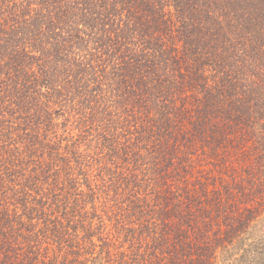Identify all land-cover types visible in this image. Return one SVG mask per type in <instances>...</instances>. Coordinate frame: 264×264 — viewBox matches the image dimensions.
Returning a JSON list of instances; mask_svg holds the SVG:
<instances>
[{
  "label": "trees",
  "instance_id": "trees-1",
  "mask_svg": "<svg viewBox=\"0 0 264 264\" xmlns=\"http://www.w3.org/2000/svg\"><path fill=\"white\" fill-rule=\"evenodd\" d=\"M262 243L264 0H0V264Z\"/></svg>",
  "mask_w": 264,
  "mask_h": 264
},
{
  "label": "rangeland",
  "instance_id": "rangeland-1",
  "mask_svg": "<svg viewBox=\"0 0 264 264\" xmlns=\"http://www.w3.org/2000/svg\"><path fill=\"white\" fill-rule=\"evenodd\" d=\"M257 241L256 243H258ZM259 244V243H258ZM264 243L261 248L239 249L231 253L226 259L222 260V264H264Z\"/></svg>",
  "mask_w": 264,
  "mask_h": 264
}]
</instances>
